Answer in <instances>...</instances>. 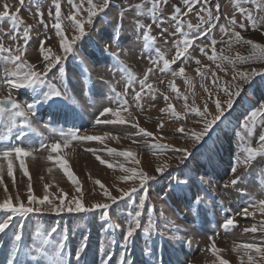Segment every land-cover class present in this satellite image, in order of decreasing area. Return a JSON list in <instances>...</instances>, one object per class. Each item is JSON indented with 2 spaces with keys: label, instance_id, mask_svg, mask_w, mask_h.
Wrapping results in <instances>:
<instances>
[{
  "label": "rangeland",
  "instance_id": "obj_1",
  "mask_svg": "<svg viewBox=\"0 0 264 264\" xmlns=\"http://www.w3.org/2000/svg\"><path fill=\"white\" fill-rule=\"evenodd\" d=\"M5 2L14 6L11 11L19 7V0H0V5ZM56 2L61 5L62 28L66 34H73L74 24L68 17L77 13L73 4L81 5V0H25L19 15L24 20V26H32L27 45L22 39L23 26L17 38L12 39L10 22L7 18L0 20V44L13 51L22 47L23 59L33 65L34 70L44 69L45 54L49 57L66 56L48 72L47 82L55 84L61 90L63 83L68 89L66 98L57 99L55 104L39 105L35 114L30 116L32 128L26 130L22 142L16 140L18 133L15 129L8 131L0 128V141L4 146H21L32 150V156L24 158L29 176L23 175L19 160L13 159L15 186L13 177L7 175V161L0 160V164L4 165L0 201L6 198L4 185H7V192L13 203L17 202L16 197L19 196L20 201L27 205V188L31 180L33 194L37 197H43L44 185L48 184L52 194L50 199L60 195L62 189L67 193L66 203L75 199H79L85 207H91L93 203H110L104 190L95 183L96 180L113 196H120L121 189L139 188L138 179H119L122 175H131L119 167L123 163L125 168L135 167L155 177L147 184V199L141 218L142 228L147 226L149 219L153 226L150 235L138 230L135 239L129 242L127 248L124 247L123 233L128 214H134V205L138 204L143 190L113 205L107 216L101 210L91 213L65 212L59 215L32 213L26 217L13 218L9 228L0 233V264H6L10 257V249L15 245L14 234L21 231V227L23 240L32 249L39 245L42 234H47L55 227L57 232L51 240L57 243L60 238L66 237L63 251L69 264H77L78 250V264H102L103 261L108 264H124L127 259H131L134 264H219L221 259L228 264H249V255L253 257L255 264H264V253H256L255 250L245 253L242 247H237L255 243L264 248V213L252 206L264 200V154L245 162L244 152L247 146L258 147V137L262 130L260 119H257L251 136L244 127V121L249 112L264 101V78L254 77L250 83L239 78L235 81L232 79L233 67L250 71L252 68H264V63L237 60L233 65L230 61L208 58L213 54V49L217 57L222 51L223 55L231 58H236L238 54L245 57L249 54V45L233 42L229 47L228 32L222 31L220 25H224L229 32L233 29L240 31L245 39L264 44V21L261 20L264 10L257 9L251 0H212L214 15L215 5L220 6V19L213 21L216 27L206 35H200L193 29L190 33L192 43L187 52L170 63L172 70L178 71L181 66L185 68L184 76L189 78L186 81L184 76L173 77L171 72L161 71L163 61L157 56L159 50L165 59L172 62L177 55V41L183 37L175 31L176 21L172 20V16L175 15L174 8L177 6L182 12H187L183 0H160L158 18H154L148 10L152 6V0H109V6L98 12L91 24L86 23L88 4L87 0H83L77 18L85 21V35L76 42L74 51L69 54L62 52L59 37L53 27ZM101 2L102 0H93V3ZM136 5L142 7L138 9ZM194 8L207 18L199 5H194ZM240 8L252 12L258 22L256 29L245 20ZM3 10L0 7V11ZM38 11L43 14V22ZM233 18L235 26L230 23ZM181 19L185 22V32L189 31V22L203 25L195 11L182 15ZM242 21L247 25L245 29L238 27ZM145 31L153 37V41L147 42L150 47H146ZM255 35L261 38L257 39ZM213 40L216 41L214 45ZM41 41L44 42L43 52L40 50ZM201 48L204 49L203 52ZM153 60L157 61L155 65ZM197 61L200 63L197 64ZM218 65H222L223 70ZM13 67L12 63L0 60V97L10 91L5 83V70L11 71ZM149 68L152 71L148 73V82L155 93L145 95V89V93H141V106L137 108L133 88L140 90L139 80L144 78ZM198 68L204 72L205 78L198 74ZM213 71L219 77L217 84L212 82ZM129 73L135 77L134 84L129 83ZM170 82L176 85L175 90L170 87ZM231 83L243 85L241 95L234 98L231 109L225 106L224 118L209 133L210 138L205 137L207 142L194 144L189 132L192 129L202 130L203 124L194 112L185 110L184 97L188 98L189 106L195 101V106L201 109L207 101L211 113L208 118L211 119L216 115L214 101L219 99L224 106L228 97L221 89ZM206 88L209 91H205ZM43 91H47V88L41 89V93ZM117 93L124 94L128 100L127 113H131V117L123 111L121 114L129 122L123 125L97 124L98 118H105L99 115L104 107H118ZM12 94L21 104L33 99L30 90H13ZM165 96L168 97L167 101ZM169 103L177 116L167 111ZM106 116L116 119L110 114ZM134 125H139V128L153 135L139 133ZM181 126L185 129L183 133L178 131ZM74 130H79L81 135L100 136L102 141L73 140L64 148L63 134ZM57 141L61 143V148L58 149L60 157L67 162L80 182L79 193L77 186L68 180L63 170L54 161L47 160L48 151L40 148L41 143L50 145ZM156 145H168L169 149H159ZM108 148L117 152L131 151L134 157H114L108 153ZM173 148H186L192 155L181 165L178 157L182 154L170 150ZM89 149L95 151V155ZM96 156L108 161L113 167L101 164ZM133 159L140 163L134 164ZM165 162L167 169L163 174L157 173V166H163ZM233 166L236 168L235 172L232 171ZM49 168L52 169L51 172L48 171ZM237 178L238 183L233 185L231 181ZM178 179H187V185L178 186ZM197 197L200 198L199 204H196ZM32 206L43 208L42 205ZM245 208L248 209V215L243 212ZM228 218L233 219L234 226L225 229L222 225ZM253 226L255 231L252 230ZM213 244L218 252L213 251ZM32 256L38 258L39 254L33 251ZM25 259H31V256Z\"/></svg>",
  "mask_w": 264,
  "mask_h": 264
},
{
  "label": "snow or ice",
  "instance_id": "obj_2",
  "mask_svg": "<svg viewBox=\"0 0 264 264\" xmlns=\"http://www.w3.org/2000/svg\"><path fill=\"white\" fill-rule=\"evenodd\" d=\"M71 2V0H69ZM160 0H152V6L150 9H148L154 18L157 17V8ZM167 2V0H165ZM247 2V0H245ZM251 3H253L257 9L264 10V0H251ZM25 4V0H19V7L15 8V11H11L10 9L14 6H10L8 3H3L0 5V7H3V11H0V20H3L7 18V20L10 22L12 32L10 33V37L12 39H16L19 35L21 28L23 26V41L24 44L27 45L30 32L32 31V26H24V20L20 17L19 12L20 8H22ZM83 0H81V5L73 4V7L77 9V13H79L82 9ZM87 21L86 23L91 24L92 18L98 14V12L104 11L109 6V0H102L101 3H93V0H87ZM183 4L185 8L187 9V12H182V9L180 7H175L174 12L175 15L172 16V20L176 21V29L175 31L180 33V35L183 37L181 40L177 41V55L173 58V61L170 62L168 59H165L162 54L159 53V50H157V56L159 60L163 61V68L161 71H168L171 72V75L173 77L176 76H184L185 68L181 66L178 71L172 70L170 67V63L175 62L176 60L180 59V57L184 56V54L187 52L189 46L192 43V39L190 38V33L193 29H195L196 33L200 35H206L209 33L212 29L216 27V24L213 23V21H219V8L220 6L217 4L215 5L216 8V14L214 15L211 4L212 0H183ZM194 5H199V8L202 10L203 13H206V19L201 14V11H196L194 8ZM239 6V5H237ZM136 7L139 9L142 7V5H136ZM195 11V14L197 17H199L203 21L202 24H196L193 25L192 23L187 24L188 32L183 31L185 27V22L183 19H181V16H186L188 12ZM240 11L242 15L244 16L245 20L251 24V27L253 29H256L257 27V20L253 16L252 12L250 10L240 8ZM77 13L71 14L68 19L74 24V33L73 34H66L65 30L62 28V15H61V5L59 2L55 3V23L53 25L55 29L56 35L59 37V45L62 49V52L64 54H69L74 51V45L78 40H80L85 35V21L82 19L77 18ZM38 15L41 16V22H43V14L39 11L37 12ZM49 15L51 16V11L49 12ZM262 21H264V17L261 18ZM230 23L232 25H236V21L233 18ZM245 22H240L238 24V27L240 29L246 28ZM139 27L143 28V25H139ZM222 31L228 32L229 40L228 44L229 47L233 42L249 45V54L248 56H240L237 55L236 58H231L227 55H223V51L221 52L220 56L217 57L215 49H213V54L209 56L208 58L210 60H216L220 59L223 61H230L235 65V62L237 60L243 61L247 63L248 61L253 62H262L264 63V44L254 42L250 39H245L240 31H235L234 29L232 31H228V29L225 28L224 25H220ZM175 34V33H174ZM144 40L146 42V47H150L151 45L147 42L153 41V37L150 35L148 31L144 32ZM216 43L215 40L212 41V44L214 45ZM44 42L41 41V52L44 51ZM201 51L203 52L204 49L201 48ZM6 54V55H3ZM24 55V49L22 47H17L14 51L10 48L4 47L2 44H0V60H2L4 63H12L13 69L11 71L5 70V83L9 87L10 91L7 95L0 97V128H6L8 131H12L15 129V131L18 133L16 135L17 141H23V138L26 135V130L31 129V120L30 116L35 114L37 111L39 105L41 104H55L57 99H63L66 98L68 89L65 84L62 83V88H58L55 84H49L47 82V74L51 70V68L55 64H59L62 60L66 58L65 55H55L52 57H49L48 55H43V59L45 61L44 69L42 71H36L34 70V66L28 63L23 59ZM119 63V61H117ZM152 63L155 65L157 63L156 60H153ZM200 62L197 61V64ZM218 67L223 70L222 65H218ZM125 72H128L127 68L123 69ZM152 71V68H149L147 72L144 74V78L139 80V87L140 90L136 91L135 88H133L134 91V99L136 103V107L139 108L140 100H141V93H145V89H147V92L145 95L152 93L154 95L155 90L153 89L152 85L148 82V73ZM198 74L201 75L202 78H205L204 72H202L199 68L197 69ZM260 76L264 78V68H252L249 70H237L235 67H233V74L232 79L235 81L237 78H239L241 81L245 83H250L252 81V78ZM212 82L213 84H217L219 81V77L216 75V73L213 71L211 73ZM185 80L187 81L189 78L187 76H184ZM129 83L134 84L135 83V77L129 73ZM44 87L47 88V91H43L41 93V89ZM170 87L175 90L176 85L174 83L170 82ZM235 89V90H233ZM20 91V90H30L33 96V99L31 102H26L24 104H21L18 101V98L16 96H13L12 91ZM225 95L228 97V99L224 102V106H222V103L219 99L214 101L215 111L216 115L212 116L211 119H209V115L211 113L209 112V106L207 101L204 102L203 108L195 106V101H193L192 105L189 106L187 103V97L185 96V110L194 112L198 117L201 118V122L203 124V128L200 131H196L195 129H192L189 132V136L192 138L194 144H200L202 141L207 142L205 140V137H209V133L214 130V127H218V122H222V118H224L225 113V106L227 109H231L234 104V98L239 97L241 95V92L243 91V85L242 84H226L221 89ZM205 91H209L207 88ZM177 95L179 96V92H177ZM39 97V99H37ZM165 100H168V97H164ZM116 103L118 107H104L103 110L99 113L101 117H105L103 120L97 119V124H109V123H117V124H126L129 121L124 118V116L121 114L122 111L127 113L129 104L128 100L125 99L124 94L117 93L116 94ZM172 104L169 103L167 106V111L171 112L173 116H177L178 114L172 111ZM161 111H165V109H161ZM106 114H110L111 117H115V120L110 119ZM129 117H131V113H127ZM260 119V126H261V133L258 137V147H252L247 146L244 148V152L246 153L245 162L247 160L255 158L257 155L264 154V101L260 102L258 107L253 108L249 114L246 116L244 121V127L248 129L249 136H251L254 132V128L256 125L257 119ZM163 121H161L160 126L162 127ZM138 128L139 133H142L146 136H152L153 133L146 132L145 129L139 128V125H134ZM179 132L183 133L185 131L184 127L181 126L178 129ZM63 147L67 148L71 141L73 140H79V141H90V140H100L102 141V137L96 136V135H81L79 134V130H74L70 133L63 134ZM108 135V134H105ZM111 139H115L116 137H109ZM10 143V140H9ZM155 147L159 149L168 150V145H156ZM41 149H45L48 151L47 160L54 161L56 165L59 166L60 169L63 170L64 174L67 176L68 180H70L74 185L77 186V192L79 193V180L77 177L73 174V172L69 169L67 166V162L62 159L58 153V149L61 148V143L59 141L53 142L50 145H45L44 143L40 144ZM175 152H179L182 155L178 157L180 164L184 165L185 161L192 155V153L186 149V148H180V149H170ZM89 151H93L89 149ZM108 153L111 154L114 157L122 156L125 158H133L134 153L131 151H121L117 152L115 149L108 148ZM53 153H56L54 156ZM93 154L95 155V151H93ZM32 156V150L26 149L25 147L21 146H4L3 142L0 141V160H6L7 161V175L9 177H13V186H15V178L13 176V159L19 160V167L23 173L24 176H29V172L27 167L25 166L24 158ZM96 158L100 161L101 164H108L109 167H113L112 164L108 163V161L101 159L99 156H96ZM132 162L134 164H139L140 161L133 159ZM119 167L122 169V171L126 173H130L131 175H122L119 177L120 180L127 181L129 179L139 180V188H131L128 190L121 189V195L120 196H113L111 193L105 188V186L99 181L96 180L95 183L98 184L101 189L104 190V195L107 197L108 201L110 203H93L91 207H85L83 203L79 199H75L74 201H68L65 202V196H67V193H64L62 189H60V195L55 196L53 199H50V196L52 195L49 192V185H44V195L43 197H37L33 194L32 184L31 180H29L28 183V203L27 205L20 201L19 196L16 197V203H13V199L11 195L7 192V185H4V191L6 194V198L3 201H0V233H4L6 229L9 228L10 224L12 223L13 218H22L26 217L29 214L32 213H52L59 215L61 213L65 212H71V213H91L95 210H101L105 216H107L109 209L117 204L119 201L123 200L124 198L131 197L133 193H136L140 190H143V195L140 196L138 204L134 205L135 212L128 214V220L126 224V229L123 233V245L125 248L129 246V242L133 241L135 239V236L139 231H141L145 235H150L152 230V221L149 219L148 224L146 227L142 228L141 225V218L143 215V210L145 206V202L147 199V184L149 181L154 180V176L148 175L143 170H137L135 167H128L125 168L123 163L119 165ZM168 165L165 162L163 166H157L156 171L157 173L163 174L164 171L167 169ZM3 171H4V165L0 164V184H3ZM49 172L52 171L51 168L48 169ZM232 171L235 172L236 168L233 166ZM239 178L234 179L231 181L233 185L238 183ZM188 180L185 179L183 181L177 180V185H187ZM59 201V203H56V201ZM200 198H196V204H199ZM74 204V206H72ZM32 205H42L41 207H33ZM253 207H258L260 212L264 213V200H260L252 205ZM243 212L245 215H248V209H243ZM225 229H228L231 226H234V221L231 218L226 219L223 222L222 225ZM253 231L256 230L255 226L252 228ZM57 232V229L53 227L47 234H42L39 239V245L32 249L28 246V243L23 240L22 235V227L21 231L14 234V241L15 245L10 249V257L6 260V264H69L68 261L65 259V253L63 251L64 246L66 244V237H62L58 240L57 243H53L51 240V237L55 235ZM114 242V240H113ZM147 243V241H146ZM83 247H86L84 245ZM238 248H243L245 253L255 250L256 253H264V248L258 247L255 243L250 244H244V245H237ZM33 251L39 254L38 258L36 256H32ZM213 251H219L215 248V245L213 244ZM31 259L26 260V257H30ZM79 256L80 252L79 250L76 253L77 257V264L79 262ZM110 259V257H109ZM249 264H255V261L251 255L248 256ZM102 264H108L107 261H103ZM124 264H134V262L131 259H127ZM219 264H228L227 261L221 259Z\"/></svg>",
  "mask_w": 264,
  "mask_h": 264
},
{
  "label": "bare ground",
  "instance_id": "obj_3",
  "mask_svg": "<svg viewBox=\"0 0 264 264\" xmlns=\"http://www.w3.org/2000/svg\"><path fill=\"white\" fill-rule=\"evenodd\" d=\"M251 34H252V33H251ZM255 37H256L257 39H258V38H261V36H259V35H258V36H257V35H255Z\"/></svg>",
  "mask_w": 264,
  "mask_h": 264
}]
</instances>
